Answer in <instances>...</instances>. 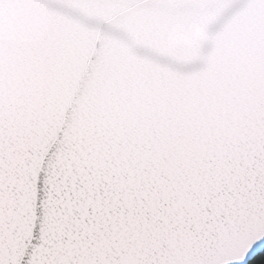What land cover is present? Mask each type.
Wrapping results in <instances>:
<instances>
[{
	"label": "snow or ice",
	"instance_id": "1",
	"mask_svg": "<svg viewBox=\"0 0 264 264\" xmlns=\"http://www.w3.org/2000/svg\"><path fill=\"white\" fill-rule=\"evenodd\" d=\"M250 253L264 0H0V264Z\"/></svg>",
	"mask_w": 264,
	"mask_h": 264
},
{
	"label": "trees",
	"instance_id": "2",
	"mask_svg": "<svg viewBox=\"0 0 264 264\" xmlns=\"http://www.w3.org/2000/svg\"><path fill=\"white\" fill-rule=\"evenodd\" d=\"M261 259H264V254H258V255H256L254 258H253V260H251L250 262H249V264H259V261L261 260Z\"/></svg>",
	"mask_w": 264,
	"mask_h": 264
},
{
	"label": "water",
	"instance_id": "3",
	"mask_svg": "<svg viewBox=\"0 0 264 264\" xmlns=\"http://www.w3.org/2000/svg\"><path fill=\"white\" fill-rule=\"evenodd\" d=\"M255 251H256V249L254 248V249H253V252H255ZM258 254H260V253H257L256 255H258ZM256 255H252V254L250 253V254H249V256H250L249 262H250L251 260H253V258H254ZM249 262H248V264H249Z\"/></svg>",
	"mask_w": 264,
	"mask_h": 264
}]
</instances>
